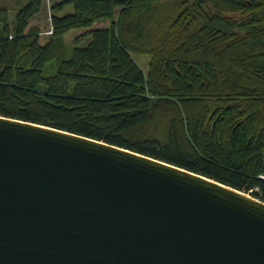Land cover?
Returning a JSON list of instances; mask_svg holds the SVG:
<instances>
[{"label": "trees", "instance_id": "trees-1", "mask_svg": "<svg viewBox=\"0 0 264 264\" xmlns=\"http://www.w3.org/2000/svg\"><path fill=\"white\" fill-rule=\"evenodd\" d=\"M47 1L44 35L31 21ZM136 54L150 56L146 72ZM0 117L264 203V0H0Z\"/></svg>", "mask_w": 264, "mask_h": 264}, {"label": "water", "instance_id": "water-1", "mask_svg": "<svg viewBox=\"0 0 264 264\" xmlns=\"http://www.w3.org/2000/svg\"><path fill=\"white\" fill-rule=\"evenodd\" d=\"M0 264H264V203L116 146L0 117Z\"/></svg>", "mask_w": 264, "mask_h": 264}, {"label": "rangeland", "instance_id": "rangeland-1", "mask_svg": "<svg viewBox=\"0 0 264 264\" xmlns=\"http://www.w3.org/2000/svg\"><path fill=\"white\" fill-rule=\"evenodd\" d=\"M47 8V9H46ZM46 8L45 10L38 14L36 18L33 19V21L35 24H38L40 26H44L45 25V29L43 30L44 35H49L51 34V30L52 28L50 27V21H49V8H51V3H49V1L46 2ZM117 10H115V17H117ZM109 22L108 21H103L100 23H95L96 26H105V24L107 25ZM80 33V30H75V31H70L65 37V42L68 45H71V41L73 38H75L76 35H78ZM47 38L46 37H42L40 40V43L43 45L46 43ZM90 40V39H89ZM84 45H81L80 47H82ZM134 61L139 65V67L142 69L143 72H146L148 69V65H149V61H150V56L148 55H144V54H136L133 56Z\"/></svg>", "mask_w": 264, "mask_h": 264}]
</instances>
